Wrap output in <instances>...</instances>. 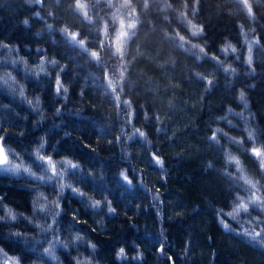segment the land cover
<instances>
[{
    "label": "trees",
    "instance_id": "1",
    "mask_svg": "<svg viewBox=\"0 0 264 264\" xmlns=\"http://www.w3.org/2000/svg\"><path fill=\"white\" fill-rule=\"evenodd\" d=\"M82 2L88 6L93 23L76 14L75 0H59L58 4L56 0H43L42 5L29 4L27 0H0V43L11 48H0V75L10 73L15 78L10 84L22 88L28 100L39 97L47 117L33 127L39 117L27 102H22L19 91L12 97L6 86L0 87V104L10 109H0V124L7 133L6 148L10 146L28 161L25 149H35L37 138L44 137L52 146L44 155H52L54 162L71 161L80 165L81 172L89 174L81 177L79 173H66L64 182H71L86 193L91 202H103L106 198L116 210V214H109L107 207L86 208L65 190V199L57 209L61 216L55 233L68 245L66 249L56 245L55 254L61 264H76V260L82 264H264V246L238 235L244 229L260 231L264 224H258L257 219L264 220V216L252 211L250 216H238L236 222L231 217H221L235 230L231 233L218 223L217 209L232 211L229 189L233 186L218 171L225 168L224 157L207 139L216 129L241 139L245 135V119L252 130H264V0L260 6L251 0L256 9L255 20L240 11L235 0H201L196 6L197 16L193 18L189 12L187 17L198 27L203 26V35L197 38L179 22V14L187 11L185 4L191 8L194 0H168L175 18L172 9L165 12L160 10L163 4H152L151 11L141 15L143 23L137 26L136 36L125 46L126 80L120 97L131 102L129 108L117 103L106 91V81L101 80L105 71L114 72L113 79L119 80L122 61L112 55L114 49L106 46L101 50L94 43L86 45L89 50L100 52L102 70L77 48L69 46L59 31L68 26L86 41L98 43L105 39L103 25L108 20L107 40L111 42L115 37L111 29L113 16L119 29V18L128 19L126 10L121 8L117 13L103 0L98 5H93L92 0ZM132 2L138 10L141 8L142 0ZM113 3L119 5L122 0ZM165 15L170 23L163 19ZM24 20L28 21L27 26ZM47 25H52V29ZM96 29H100L99 35ZM249 29H255V33ZM177 31L188 41L185 48L199 45L208 57L216 60L203 57L198 48H178L175 40L165 36ZM245 33L248 41L259 40L258 45L251 46V66L247 64L249 45ZM228 45L236 52L225 54L222 49ZM13 60L27 61L33 70H38L42 60H56L66 71L48 64V76L41 73L29 78L31 74H25L24 64L14 65ZM217 61L222 68L235 72L218 68ZM250 67L256 69L252 75ZM196 73L213 80L214 85L209 86ZM57 75L68 89L67 100L55 95ZM241 91L248 109L239 99ZM57 108L62 110L59 116ZM234 113H242L244 119ZM222 117H227V121L219 119ZM136 130L144 136L135 135ZM220 143L239 158L249 175L261 179L259 165L250 153L232 146L223 137ZM251 146L261 145H249L245 140V147ZM153 153L160 156L165 171L152 161ZM209 163L216 170L210 169ZM124 175L131 183L123 179ZM77 180L80 182L76 183ZM26 184L24 179L0 178V196L5 198L7 208L32 216L36 193L29 192V187L35 185ZM39 191L49 200L54 199L51 184ZM154 195H158L159 201L153 199ZM74 214L79 223L73 222ZM37 222L44 223L39 218ZM0 231L9 229L0 225ZM11 231L44 240L23 220ZM77 235L83 240L76 241ZM48 240L55 242L51 234ZM5 243L8 246L4 250L11 257H20L21 264H46L37 259L39 252L26 255L20 246ZM93 244L94 253L90 247ZM43 247L49 244L44 243ZM121 248L125 255L118 257Z\"/></svg>",
    "mask_w": 264,
    "mask_h": 264
},
{
    "label": "snow or ice",
    "instance_id": "2",
    "mask_svg": "<svg viewBox=\"0 0 264 264\" xmlns=\"http://www.w3.org/2000/svg\"><path fill=\"white\" fill-rule=\"evenodd\" d=\"M29 4H39L42 5L43 0H27ZM104 3L107 4L108 8H116L117 13L120 12V9L123 8L126 10L127 21L124 16L119 18V29L115 26V14L113 16L111 22V29L115 33L114 39L109 42L107 40V36L109 35V21L105 20L103 25V34L105 39H101L98 43L95 41H86L85 39L80 37L78 32H72L69 30L68 26L59 29V31L64 35L66 43L73 47L77 48L82 55L88 57L90 62H94L97 65L101 66L102 70L104 69L103 60L101 58L100 52L96 50H89L87 48L88 43L96 44V47L99 49H104L106 46L111 50L114 49L112 55L114 57H119L122 61L121 71L119 73V80H114L113 76L115 73L110 74L108 71L104 72V76L101 78L102 81H106L104 85L106 91L110 96H114V99L117 103H122L126 108L131 106V102L128 100H121L120 92L123 91V82L126 80L124 75L125 67L123 66V60L125 56V46L131 41L137 34L136 29L140 23H143L141 20V15L146 14L151 11L152 4H163V8L161 11H167L172 9L171 3L168 0H142V6L138 10L137 7L133 5L132 0H122V3L119 5L114 4L113 0H103ZM261 0H255L257 6H260ZM56 3H59V0H56ZM93 5H98L101 3V0H92ZM201 3V0H194V4L191 8L185 4V8L187 11L179 14V22L185 28V31H189L191 29V36L193 38H197L203 35V26H197L193 24L191 20H187L189 12L192 17L195 18L198 14V8L196 7ZM235 3L239 6L240 11L245 12L246 16L255 20L256 18V9L253 7V3L251 0H235ZM87 5L82 2V0H75V12L76 14L82 15V18L85 19L89 23H93L92 18L88 15ZM175 18V10L172 9ZM37 17H39V13H35ZM52 15V13H49ZM42 19V17H41ZM163 19L170 23L169 17L165 15ZM23 23L27 26L28 21L24 20ZM47 27L51 30L52 25H47ZM243 28V25H241ZM253 34L255 33V29H249ZM97 35L100 34V29H96ZM166 38L170 40L176 41V46L178 48H182L185 51H191L192 48H198L203 57L216 60V57H208L203 47L199 45H191L189 48H185V44L188 43L185 37L181 35L178 31L171 35L169 33H165ZM246 43L249 45V56L247 59V64L249 66L252 65V56H251V46L258 45L259 40L253 39L251 41L247 40V33H245ZM0 48H7L11 51L8 45L0 43ZM42 51V50H37ZM222 51L226 54L227 52H236V49L231 45H228L226 48L222 49ZM23 63L25 66V74L30 75L29 78H35L40 76L41 73L44 76H48V72L46 70L47 65L51 64L53 68H61V72L66 71V68L61 66L56 60H42L38 67V70H33L28 64L27 61L23 60H13L12 64H20ZM217 67L222 68V65L217 61ZM225 72H235L234 69L222 68ZM256 71L255 68H249V75L254 74ZM201 80H206L209 86L214 85L213 80H209L207 77L202 76L200 73H196ZM7 77V78H6ZM10 81H15V78L7 73L5 75H0V87H7L9 94L12 97L17 96V92L19 91V96L21 97L22 102H27L30 109L34 112L35 115L39 117V119L34 123L33 127H38L41 123L45 122L47 117L43 114V109L39 105V97H36L35 100H28V98L24 95L23 89H17L12 87ZM18 83V82H16ZM110 90V91H109ZM207 90V89H206ZM83 95V92L80 93ZM55 95L62 96L65 100L68 99V89L64 87L62 84L59 75L55 77ZM239 99L243 104L245 109H248V102L245 98V94L243 91L240 92ZM0 109L10 110L9 106L0 104ZM57 116L62 113L60 108L56 110ZM231 112V109H229ZM79 114V113H77ZM19 116L18 113H16ZM234 115L243 118L242 113H234ZM23 119H27V117H23ZM221 120L227 121V117L219 118ZM230 123V121H228ZM246 125L244 131L245 135L241 139L237 140L235 137L228 136L223 129H216L212 132L211 137L207 139L209 142L221 153V155L225 159V168L222 170H218L225 177V179L229 180L232 184V189H229V195L233 197V203L231 205L232 211L225 213L223 209H217L218 223L221 224L223 229L227 232L231 233L235 231L231 228V226L225 222L221 217H231L233 222L237 221V217L240 215H251L252 211H257L259 215L264 216V183L261 181L264 180V140H261V136H264V130H252L249 125L248 120H244ZM123 132V130H121ZM23 136V133H20ZM126 135V134H125ZM135 135L144 136L143 133L136 130ZM7 133L4 129L3 125L0 124V173H3L4 176L0 178H16V179H24L27 181V185H35L34 187H29V192L36 193L32 204H33V215L32 216H24L22 213L15 212L11 208H7L4 204V197L0 196V212H3L4 215H0V225L6 226L9 231L3 232L0 231V264H21L20 257H11L4 250L8 244L5 241L9 242V244H15L20 246L21 250L25 252L27 255L31 253L35 255L39 252L37 259L43 260L46 264H61L59 257L55 254L56 245L59 244L63 248H67L68 245L64 243L59 236H56L59 217L61 216V211H57L60 208V201L65 199V190H68L72 193L74 197L80 200V202L85 205L86 208H91L92 210L101 209L102 207H107L109 214H116V210L110 206V201L106 198L103 202L95 201L91 202V198L87 196L86 193L81 192L79 189L73 187L71 182L65 183L66 173L68 176L80 174L81 177L88 176V173H84L80 171V165L72 164L71 161H53L52 155H44L47 148L52 147L49 145L44 137H38L36 140L37 147L31 151L25 149V153L28 155L29 160L24 161L23 155L21 153H17L10 146L5 147L6 144ZM220 137H223L228 143L232 146H238L243 151L250 153L257 161L259 165L258 175L261 179H256L248 174L247 170L241 164L238 157L232 155L229 150H226L224 145L220 143ZM245 140L249 145L259 144L261 146H251L245 147ZM146 143H150L146 140ZM53 151L58 154L56 149ZM152 161L159 165L161 171H165L164 163L161 160L159 155L153 153ZM209 168L216 170L215 165L209 163ZM232 168V171L228 169ZM125 181H129L127 175L123 176ZM80 181L77 180L76 183ZM52 185L54 188V199L49 200L48 196L39 191L40 187H45L48 185ZM238 190V191H234ZM240 193H243L241 195ZM154 200L159 201L158 195L153 196ZM42 219L44 221L43 224L38 223L37 220ZM49 219L51 223H49ZM23 220V222L32 226L34 230L38 231L44 236V240H37L34 236H29L26 233L20 231H11L12 228L16 226L18 222ZM74 223H79L77 221L75 214L72 217ZM251 223V221H249ZM258 224H264V220L257 219ZM53 235L52 241L48 240L49 235ZM163 235V233H161ZM238 235H242L245 239H250L251 242L257 243L261 246H264V228H261L260 231H256L255 228L252 229H244L242 232L238 233ZM76 241L83 240V237L77 235L74 237ZM44 243H48L49 247H43ZM87 243V242H85ZM91 250L95 252V245H91ZM161 254H164L163 246L160 248ZM118 257H123L125 255V250L121 248L117 253ZM138 258V257H137ZM75 259V258H73ZM171 259V258H169ZM76 264H82L81 261L76 260ZM90 264V262H89Z\"/></svg>",
    "mask_w": 264,
    "mask_h": 264
},
{
    "label": "water",
    "instance_id": "3",
    "mask_svg": "<svg viewBox=\"0 0 264 264\" xmlns=\"http://www.w3.org/2000/svg\"><path fill=\"white\" fill-rule=\"evenodd\" d=\"M6 147V146H5Z\"/></svg>",
    "mask_w": 264,
    "mask_h": 264
}]
</instances>
